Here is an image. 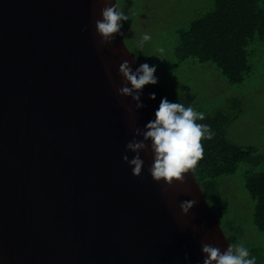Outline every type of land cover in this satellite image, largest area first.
Here are the masks:
<instances>
[{"label": "water", "instance_id": "water-1", "mask_svg": "<svg viewBox=\"0 0 264 264\" xmlns=\"http://www.w3.org/2000/svg\"><path fill=\"white\" fill-rule=\"evenodd\" d=\"M103 7L0 0V264H202V243L232 244L193 170L171 187L148 172L157 105L149 85L143 108L118 95L120 64L140 65L124 36L101 42ZM134 138L140 177L123 160Z\"/></svg>", "mask_w": 264, "mask_h": 264}, {"label": "rangeland", "instance_id": "rangeland-1", "mask_svg": "<svg viewBox=\"0 0 264 264\" xmlns=\"http://www.w3.org/2000/svg\"><path fill=\"white\" fill-rule=\"evenodd\" d=\"M214 8L210 0H118V10L129 16L122 29L124 40L139 65H158L159 82L174 97L186 107L203 112L205 118L225 115L229 119L228 141L243 149L257 150L252 164H241L236 175L221 180L228 212L224 218L219 215V220L228 239L245 235L235 245L243 244L256 257L257 264H264V233L254 224L256 203L245 190L248 173L264 172V42L256 38L249 45L252 72L239 85H231L214 64L182 61L175 53L179 33ZM144 33L151 40L141 48Z\"/></svg>", "mask_w": 264, "mask_h": 264}, {"label": "trees", "instance_id": "trees-1", "mask_svg": "<svg viewBox=\"0 0 264 264\" xmlns=\"http://www.w3.org/2000/svg\"><path fill=\"white\" fill-rule=\"evenodd\" d=\"M210 1L214 3V10L194 21L187 31L179 33L176 56L182 61L194 59L200 64L212 63L231 85H239L252 72L248 62L249 45L256 38L264 42V0ZM149 86L151 92L156 94L154 101L157 108L164 97L186 107L162 83ZM197 123L208 125L212 138L201 141L204 155L193 171L204 187L213 212L218 219L219 215L224 218L228 204L222 199L221 180L236 175L241 164H252L257 150L243 149L228 141L226 129L229 119L225 115L218 114ZM245 190L256 203L254 224L264 233V172L248 173ZM244 236L241 234L242 238ZM242 238L229 240L235 245Z\"/></svg>", "mask_w": 264, "mask_h": 264}, {"label": "clouds", "instance_id": "clouds-1", "mask_svg": "<svg viewBox=\"0 0 264 264\" xmlns=\"http://www.w3.org/2000/svg\"><path fill=\"white\" fill-rule=\"evenodd\" d=\"M102 19L95 20L97 34L102 38V43L114 41L117 36H124L122 29L124 22L129 16L122 10H117L113 0H105V7L101 9ZM151 40L148 33H144L140 40V47ZM158 65L145 62L135 70L132 69L128 60H124L119 66V73L130 82L131 87L125 85L117 88L120 96H131L137 101V108L145 105L141 102L142 91L146 85H157L159 77L156 75ZM149 98L156 100L154 92L149 93ZM203 112L193 107H185L181 103L171 102L167 97L161 99L159 107L155 110L154 119L145 124L146 131L143 133L144 141H151L153 160L148 172L152 178L160 183L164 182L168 187L174 181H183L185 173L193 170L198 161L203 158L204 149L201 143L204 139H211L212 133L206 124L197 123L204 120ZM136 135H140L139 129ZM144 141L131 139L126 144V150L134 153L130 158L127 154L123 160L131 167L132 174L140 177L145 168V160L140 150L146 148ZM167 191V188L164 189ZM197 204L196 200H184L179 204L183 215L187 216ZM202 264H257L255 256L243 244H229L225 250L211 243H202ZM185 261H190L185 254Z\"/></svg>", "mask_w": 264, "mask_h": 264}]
</instances>
